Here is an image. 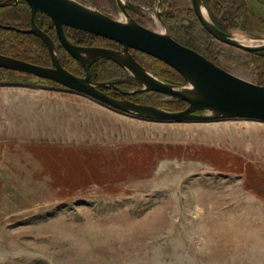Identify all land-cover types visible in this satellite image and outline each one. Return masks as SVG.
<instances>
[{
    "label": "rangeland",
    "instance_id": "obj_1",
    "mask_svg": "<svg viewBox=\"0 0 264 264\" xmlns=\"http://www.w3.org/2000/svg\"><path fill=\"white\" fill-rule=\"evenodd\" d=\"M78 1L125 19L116 0ZM122 1L146 27L261 81L263 69L248 51L210 33L212 53L202 48L205 29L191 23V15L197 17L190 0ZM216 1L201 0L214 24ZM238 1L245 16L226 32L243 43L264 42V0ZM170 10L173 23L166 17ZM0 17L3 24L27 27L29 10L22 3L0 6ZM80 44L118 48L97 38ZM25 56L41 58L30 51ZM15 72L0 75V264H264V122L148 120ZM101 78L92 77L113 84L101 86L105 92L138 98L125 92L139 83ZM141 92L148 94L142 101L181 107L168 103L174 99L168 95Z\"/></svg>",
    "mask_w": 264,
    "mask_h": 264
},
{
    "label": "water",
    "instance_id": "obj_2",
    "mask_svg": "<svg viewBox=\"0 0 264 264\" xmlns=\"http://www.w3.org/2000/svg\"><path fill=\"white\" fill-rule=\"evenodd\" d=\"M23 1L30 8L29 28L21 29L2 23L0 27L31 33L40 38L48 50L51 64L41 65L0 53L1 68L54 81L114 110L148 120L210 121L244 118L264 122V85L242 78L215 64L174 39L167 31H156L139 23L128 14L122 0L116 2L125 19L114 18L78 0ZM190 1L202 27L216 40L245 51L264 49V42L247 44L236 40L210 20L201 0ZM5 4L0 2V6ZM38 11L52 20L59 43L71 57L81 63L83 75L75 74L61 64L53 39L35 23ZM64 26L113 40L121 48L75 43L66 35ZM130 49L148 54L170 66L183 77L184 85L161 80L139 63ZM101 58L109 59L127 70L140 84L135 91L125 93L156 91L184 100L188 105L181 110H167L110 95L101 86H113L111 82L92 79L91 66Z\"/></svg>",
    "mask_w": 264,
    "mask_h": 264
},
{
    "label": "trees",
    "instance_id": "obj_3",
    "mask_svg": "<svg viewBox=\"0 0 264 264\" xmlns=\"http://www.w3.org/2000/svg\"><path fill=\"white\" fill-rule=\"evenodd\" d=\"M91 1V0H89ZM219 5L221 7H223L224 9H219ZM130 6L132 7L133 4H130L127 8L129 9ZM244 4L240 3L238 0H217L216 4H214V8L212 7L214 16V22L216 24V26L224 31L227 30V27L225 26H229L230 24H233L235 19L238 16H245V9H244ZM28 8V7H27ZM29 10V9H28ZM130 12V10H129ZM130 14L132 15V13L130 12ZM195 14V13H194ZM133 16V15H132ZM29 17H30V12H29ZM29 17H28V21H29ZM134 17V16H133ZM166 17H169L168 19L170 21L175 22L177 21L176 19V14L170 10L166 13ZM3 18V17H0ZM192 18V24H194L195 26H199L198 24V20H196L197 18H194V15H191ZM138 21V20H137ZM36 22L38 24H45V26H48L51 29H48V27L46 28L45 26H41V28L44 29L45 32H47L54 40L56 46L60 49L61 51V64L67 68L68 70H70L71 72L75 73V74H83V68L81 63L74 59L73 57H71L66 51L65 49L61 46V44L59 43L57 36H56V32H55V27L53 22L46 16L42 15V14H37L36 15ZM139 22V21H138ZM1 23V20H0ZM140 23V22H139ZM187 26H190V24H187ZM20 27V26H19ZM200 27V26H199ZM21 28H25V27H21ZM64 30L66 35L68 36V38L75 42L80 44V42H82V40L90 42L94 39H103L106 40L108 42H111L113 44L118 45V48H121V45L116 43L113 40L107 39L105 37H101V36H97L94 34H91L89 32H85L79 29H75V28H70L67 26H64ZM202 33L206 36V40L203 42L204 45H202L203 49H207L208 52H210V54L212 53V47L210 46V41L209 38L211 37V35L206 32L205 30H202ZM171 36L176 39L177 41H179L180 43L196 50L197 52L201 53L203 56H205L207 59L213 61L215 64L218 65V63L216 62L214 57L209 56V54H207L204 50H202L201 48L195 47L191 44H189L187 41H183L180 40V38L175 37L173 34H171ZM6 37H14L11 39H14L13 41H10L11 43H3L0 42V53L5 54V55H9V56H13V57H17L23 60H27V61H31L37 64H41V65H50L51 64V60H50V56L49 53L47 51V48L45 46V44L41 41L40 38H38L37 36L33 35V34H29V33H21L20 31H16V30H10V29H4L0 27V38H6ZM77 40V41H75ZM82 44V43H81ZM83 45H94V44H83ZM97 46H104V47H110L109 45H97ZM113 48V47H110ZM31 52L33 54L35 53H39L41 54V58L38 59H34L31 58L29 56H25V54L27 52ZM131 54L133 55V57L139 62L141 63L143 66L149 68L154 74L161 76L163 79L170 81L171 83H183L184 79L183 77L173 68H171L170 66L166 65L165 63H163L162 61L148 55L145 54L143 52L134 50V49H130ZM65 54V57H68L70 59V61L72 63H74V65H76V67L78 66L81 70L80 72L75 71L74 69H71L64 61L63 59V54ZM136 53H140L142 55H145L146 57H148V59H150L152 61V63L154 65H146L143 60H141L139 57H137ZM248 55H254V57L258 60L259 64L261 65L262 69H263V76L261 81L257 82L258 84L264 85V59H263V55L264 52L261 51H248L246 52ZM158 65H162L163 69L161 70H157V66ZM112 72V76L111 75H107V74H111ZM15 71L13 70H9V69H5V68H1L0 67V75L5 74L6 76H14L15 75ZM91 73H92V77L94 80H104L103 78H101V76H105L107 78H115V77H119L122 78L124 76L125 78V83L130 84V85H138V82L132 77L129 76L126 71H124L120 66H118L116 63H114L113 61L109 60V59H105V58H101L98 61H96L95 63L92 64L91 66ZM22 75V74H19ZM48 81L49 83H51V86L57 87V88H63V89H67L64 86L48 80V79H43ZM116 82V81H115ZM118 83V82H116ZM69 90V89H67ZM148 93L152 92L153 94H157L160 96H166L165 94L156 92V91H147ZM110 95L114 96V97H120L118 95H116L115 93H109ZM135 96H137L138 98H129L132 101L138 102V103H144V104H152L154 105L155 103H149V102H145L142 101L143 98L148 97V94L146 92H137L135 94H133ZM124 96V95H123ZM171 104H179L181 105L180 108H178L177 110H181L183 108H185L188 104L186 101L181 100V99H173L170 102Z\"/></svg>",
    "mask_w": 264,
    "mask_h": 264
},
{
    "label": "flooded vegetation",
    "instance_id": "obj_4",
    "mask_svg": "<svg viewBox=\"0 0 264 264\" xmlns=\"http://www.w3.org/2000/svg\"><path fill=\"white\" fill-rule=\"evenodd\" d=\"M0 2H5L6 4L5 5H3V6H7V5H9V6H16V5H18V4H20V3H22V4H24L26 7H28V9H29V12H30V8H29V6L27 5V3L25 2V1H23V0H18V1H15V0H3V1H0ZM37 14H42V15H44V16H46V17H48L45 13H43V12H36V14H35V23H36V25L37 26H39L40 28H41V24H38L37 22H36V15ZM49 18V17H48ZM50 19V18H49ZM51 20V19H50ZM52 21V20H51ZM3 24V23H2ZM14 26H17V25H14ZM29 26H30V17H29V23H28V25H27V27H25V28H21V29H27V28H29ZM41 29H43V28H41ZM44 30V29H43ZM29 34H31V33H29ZM34 35V34H33ZM51 37V36H50ZM52 38V37H51ZM53 39V38H52ZM54 41V40H53ZM55 43V42H54ZM56 45V44H55ZM103 90V89H102ZM105 91V90H104Z\"/></svg>",
    "mask_w": 264,
    "mask_h": 264
},
{
    "label": "bare ground",
    "instance_id": "obj_5",
    "mask_svg": "<svg viewBox=\"0 0 264 264\" xmlns=\"http://www.w3.org/2000/svg\"><path fill=\"white\" fill-rule=\"evenodd\" d=\"M237 37V36H236ZM253 41V40H252ZM255 41V40H254Z\"/></svg>",
    "mask_w": 264,
    "mask_h": 264
}]
</instances>
